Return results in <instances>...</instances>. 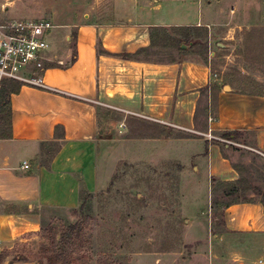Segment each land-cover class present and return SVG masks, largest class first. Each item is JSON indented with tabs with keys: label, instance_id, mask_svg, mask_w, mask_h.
Segmentation results:
<instances>
[{
	"label": "crops",
	"instance_id": "obj_1",
	"mask_svg": "<svg viewBox=\"0 0 264 264\" xmlns=\"http://www.w3.org/2000/svg\"><path fill=\"white\" fill-rule=\"evenodd\" d=\"M101 1L88 2L81 17L56 31L52 58L66 64L49 65L45 86L23 85L9 97L8 131L0 132V264H36L17 256L24 236L40 232L57 211L76 209L83 193L104 184L105 109L165 127L166 134L130 139L129 158L175 163L182 210L191 216L206 217L213 209L217 182L242 178L226 155L230 145L209 140L206 132L237 131L245 147L264 158V95L224 84L215 113L210 86L219 85V79H210L215 74L210 62L147 55L163 28L205 27L212 40L214 26L228 24L232 7L244 5L243 0H117L124 8L117 21L98 19L94 9ZM72 38L73 49L66 47ZM205 219L198 223L203 230ZM223 226L227 233L255 238L247 242L240 264H264L262 199L226 204Z\"/></svg>",
	"mask_w": 264,
	"mask_h": 264
},
{
	"label": "rangeland",
	"instance_id": "obj_2",
	"mask_svg": "<svg viewBox=\"0 0 264 264\" xmlns=\"http://www.w3.org/2000/svg\"><path fill=\"white\" fill-rule=\"evenodd\" d=\"M88 2L95 4V0H0V15L10 19L47 18L63 25L54 29L50 38L53 42L56 31L64 30V24L86 12ZM242 2L244 5L232 7L228 24L214 26L212 40L205 27L163 28L158 30L156 48L147 55L159 60L184 55L205 59L219 79V88L232 85L240 92L264 95V0ZM100 3L101 7L94 9L100 14L98 19H123L118 12H124V8L117 0ZM75 32L72 27V37ZM66 47L73 49V38ZM52 64L59 63L55 60ZM9 96L3 88L1 133L9 127V108L2 103L8 102ZM103 117L104 184L94 193H83L76 209L57 211L40 232L24 236L16 247L17 256L48 264L66 242L67 264H240L247 242L255 238L227 233L223 207L237 200L264 199L261 154L246 148L238 135L234 140L240 145H230L232 150L226 155L230 154L241 170L243 183L232 186L217 182L213 209L206 217L191 216L182 210L175 163L154 165L144 158H129L130 139L166 134L165 127L143 117L121 118L110 109H105ZM202 129H207L205 122ZM217 136L226 138L224 134ZM216 141L223 147L227 144ZM232 189L235 193L226 195ZM194 208L188 207L190 211H202ZM204 218L208 219L207 230L198 225ZM71 225L74 228L69 229ZM57 264H62L61 260Z\"/></svg>",
	"mask_w": 264,
	"mask_h": 264
},
{
	"label": "built area",
	"instance_id": "obj_3",
	"mask_svg": "<svg viewBox=\"0 0 264 264\" xmlns=\"http://www.w3.org/2000/svg\"><path fill=\"white\" fill-rule=\"evenodd\" d=\"M58 27L47 18L0 17V92L8 81L20 86H45L44 72L54 61L50 54V38ZM214 77L215 74L210 75V79ZM205 135L209 140L240 145L233 138L218 137L211 131Z\"/></svg>",
	"mask_w": 264,
	"mask_h": 264
},
{
	"label": "trees",
	"instance_id": "obj_4",
	"mask_svg": "<svg viewBox=\"0 0 264 264\" xmlns=\"http://www.w3.org/2000/svg\"><path fill=\"white\" fill-rule=\"evenodd\" d=\"M185 29H191V28H185ZM124 56L126 57H130L131 55L129 54H124ZM20 85L16 82H12V81H8L6 82L5 86L3 88H5L6 92L9 93V95H11V93H14L16 91H18L20 89ZM210 89H211V92H212V104H214V112L216 113L217 112V105H218V92H219V87L218 86H213L211 87L210 86ZM3 90V89H2ZM10 97V96H9ZM3 104L6 103V105H8L10 102H9V99H8V102H5L3 101L2 102ZM10 115V114H9ZM10 117V116H9ZM239 134V132L237 131H230V132H225L224 133V136L226 138H235L237 137ZM237 167V166H236ZM238 168V167H237ZM238 171L241 172V170L238 168ZM215 181V180H214ZM219 182H222V181H219ZM223 184L225 185H232V186H236V185H239L241 183H243V180L242 178L240 180H238L237 182H222ZM234 189V188H233ZM233 189L231 191H227L226 192V195H233L235 193V191H233ZM237 201H252L251 199L250 200H237ZM262 202H264V199H262ZM74 228V225H71L69 227V229H72ZM65 237V236H64ZM67 243L65 242L64 243V248H62V250H60L57 254H56V259L55 260H52L50 259L48 264H57L60 260H61V263L62 264H67V261L66 259L64 258V254H65V251H66V245ZM22 259V258H20ZM41 264V263H39Z\"/></svg>",
	"mask_w": 264,
	"mask_h": 264
}]
</instances>
